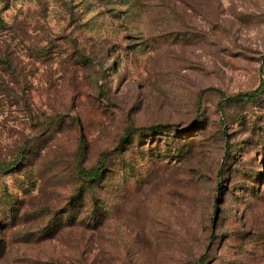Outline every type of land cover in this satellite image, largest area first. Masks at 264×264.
Returning <instances> with one entry per match:
<instances>
[{
    "label": "rangeland",
    "instance_id": "obj_1",
    "mask_svg": "<svg viewBox=\"0 0 264 264\" xmlns=\"http://www.w3.org/2000/svg\"><path fill=\"white\" fill-rule=\"evenodd\" d=\"M262 83L264 0H0V264H264Z\"/></svg>",
    "mask_w": 264,
    "mask_h": 264
},
{
    "label": "trees",
    "instance_id": "obj_2",
    "mask_svg": "<svg viewBox=\"0 0 264 264\" xmlns=\"http://www.w3.org/2000/svg\"><path fill=\"white\" fill-rule=\"evenodd\" d=\"M264 84H260L257 88L254 90L248 91V92H242L233 95L231 98L236 101H246V100H253L259 97L263 92ZM220 108L222 107V103L220 102L218 105ZM155 127V126H153ZM139 130L138 128H133L127 131V133L121 138V143L125 142L127 138L135 131ZM5 167H0V172L4 170ZM104 164L101 162L99 163V166L91 171L85 170L83 167L79 168V173L83 176L91 177V179L97 178L101 172L104 170ZM221 170H219V173ZM49 230H47V233H49L50 236H53L56 234L59 230V228L56 227V225L51 224L48 227Z\"/></svg>",
    "mask_w": 264,
    "mask_h": 264
}]
</instances>
